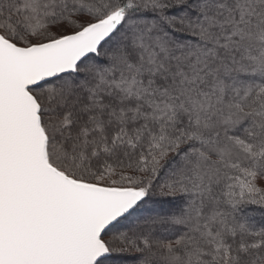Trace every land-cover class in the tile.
<instances>
[{
  "label": "snow or ice",
  "instance_id": "snow-or-ice-1",
  "mask_svg": "<svg viewBox=\"0 0 264 264\" xmlns=\"http://www.w3.org/2000/svg\"><path fill=\"white\" fill-rule=\"evenodd\" d=\"M0 264H264V0H0Z\"/></svg>",
  "mask_w": 264,
  "mask_h": 264
}]
</instances>
